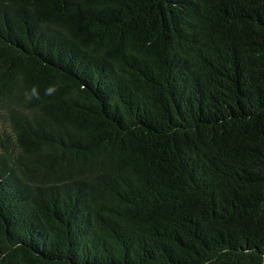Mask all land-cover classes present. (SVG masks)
Instances as JSON below:
<instances>
[{"label":"trees","instance_id":"trees-1","mask_svg":"<svg viewBox=\"0 0 264 264\" xmlns=\"http://www.w3.org/2000/svg\"><path fill=\"white\" fill-rule=\"evenodd\" d=\"M0 110V264H264V0H0Z\"/></svg>","mask_w":264,"mask_h":264},{"label":"rangeland","instance_id":"rangeland-1","mask_svg":"<svg viewBox=\"0 0 264 264\" xmlns=\"http://www.w3.org/2000/svg\"><path fill=\"white\" fill-rule=\"evenodd\" d=\"M7 122L5 121V119H4V116H3V114H2V111L0 110V127H2V126H5V127H7Z\"/></svg>","mask_w":264,"mask_h":264},{"label":"clouds","instance_id":"clouds-1","mask_svg":"<svg viewBox=\"0 0 264 264\" xmlns=\"http://www.w3.org/2000/svg\"><path fill=\"white\" fill-rule=\"evenodd\" d=\"M46 91H47V90H46ZM31 97L39 98V97H38L37 90H36L35 88L32 89ZM31 97H30V98H31Z\"/></svg>","mask_w":264,"mask_h":264}]
</instances>
